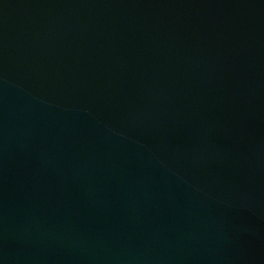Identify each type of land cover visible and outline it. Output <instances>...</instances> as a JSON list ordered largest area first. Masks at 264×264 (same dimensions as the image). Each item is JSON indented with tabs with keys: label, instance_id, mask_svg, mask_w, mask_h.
Masks as SVG:
<instances>
[{
	"label": "water",
	"instance_id": "1",
	"mask_svg": "<svg viewBox=\"0 0 264 264\" xmlns=\"http://www.w3.org/2000/svg\"><path fill=\"white\" fill-rule=\"evenodd\" d=\"M0 264H264V0H0Z\"/></svg>",
	"mask_w": 264,
	"mask_h": 264
}]
</instances>
